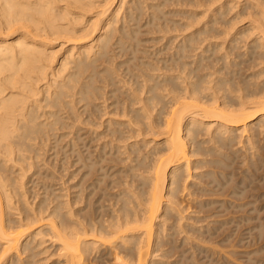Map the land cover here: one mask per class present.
<instances>
[{"label": "bare ground", "instance_id": "bare-ground-1", "mask_svg": "<svg viewBox=\"0 0 264 264\" xmlns=\"http://www.w3.org/2000/svg\"><path fill=\"white\" fill-rule=\"evenodd\" d=\"M217 2L0 0V264H236L252 220L264 241V0Z\"/></svg>", "mask_w": 264, "mask_h": 264}, {"label": "rangeland", "instance_id": "rangeland-1", "mask_svg": "<svg viewBox=\"0 0 264 264\" xmlns=\"http://www.w3.org/2000/svg\"><path fill=\"white\" fill-rule=\"evenodd\" d=\"M172 1H173V0H172ZM223 1H224V0H220V2H223ZM220 2H219V3H220ZM169 3H170V5H171V7H172V8L174 7L175 9H174V8L172 9V8H170V7L168 6L169 8L167 7V8H166L167 10H169V9L171 10V9H172V10L174 11V10H176V9H179L178 7L181 8L180 5H179V6L177 5L178 7H177V6L175 7L176 2H175V3H174V2H169ZM172 3H173V4H172ZM219 3L217 2V4H219ZM174 4H175V5H174ZM217 4H215V5H217ZM182 6H183L182 8H185L184 5H182ZM186 7H187L186 9H189V8H190V6H186ZM170 10H169V11H170ZM172 10H171V11H172ZM198 10L200 11L201 8L198 9ZM235 10H237V11L240 10V7L234 9V11H233L234 13L236 12ZM233 12L231 11V14H230V15H229V13H228V14L226 15L227 18H228V17H232V16L234 15ZM232 13H233V14H232ZM210 14H211V13H210ZM207 15H209V12H208ZM228 15H229V16H228ZM178 16H179V15H174L173 17H172V16H171V17H172V18L177 17V18H175V19H176V20H180L182 17L179 16V17H181V18H179ZM199 17H200V20H201V18H202L201 15L198 16V20H199ZM178 18H179V19H178ZM205 18L207 19V17H205ZM205 18H204V21L206 20ZM245 18L247 19V17H244V19H245ZM202 19H203V18H202ZM246 19H245L244 21H243V19H242L241 22H240V24H237V25L235 26V28H236V29H238V28L242 29L243 27L248 26V25H249V19H247V20H246ZM184 20H186V19L184 18ZM184 20H182V21H184ZM198 20H197V21L195 20L196 22L194 21V22H195V24H193L194 26L197 25L196 23H198V22H199V25H200V22H201V25H200V26H202V24L204 23L203 20H202V21H200V20L198 21ZM186 21H187V20H186ZM242 21H243V22H242ZM194 22H193V23H194ZM238 23H239V22H238ZM241 23H242V24H241ZM199 25H197V27L195 26V28L200 27ZM242 25H244V26H242ZM192 27H193V26H192ZM195 28H194V27H193V28L190 27L189 30H182V32H181V31H178V34H179V36H180V34H181V36H183L185 33L188 34V33L191 32V31H190L191 29L194 30ZM236 29H234V30H233V29L230 30L231 33L234 32ZM173 31H174V32H173ZM183 31H184V32L186 31V32L184 33ZM171 32H172V33H171ZM161 33L163 34V36L165 35L164 32H161ZM175 33H177V31H175V30H172V31L166 33V34L169 36V38H168L167 35L164 36V38L167 39V40H166V39H164L163 37H161L162 39L159 37L160 32H156V34H155V33H147V32H145L146 35H145V34L142 35L143 38H144V40H145V38H146L147 36H149V37H147V38H150V39L148 40V39L146 38L148 41H146V40H145V41L142 40V42L144 41L142 47H145V49H147L148 52H152V51H154L155 49L160 48V46L163 47V46H164V43L167 44L168 42H174V41H175V43H177V42H179L180 40L178 39L179 36H177L178 38L176 37V35H178V34H175ZM154 34H155V35H154ZM158 34H159V35H158ZM162 34H161V36H162ZM182 34H183V35H182ZM151 35H152V36H151ZM153 36H154V38H153L154 40L151 38V37H153ZM181 36H180V37H181ZM171 37H173V38H171ZM222 37H223L222 39H224V36H223V35H222ZM225 37H227V36H225ZM229 37H230V38H229ZM231 37H232V34L228 36V39H227L228 41H223V40H221V39H217V38H216V39H215V38H213V39L210 38V39H211V42H215V41H218V42H221V43L223 42V43L225 44L224 47H223V49H224L225 52H226V48H228L229 45H230V44H229V43H230L229 40L231 41ZM218 38H221V37H218ZM247 38H248V40L246 39L247 42H249V41L252 39L251 37H250L251 39H250L249 37H247ZM155 39H157V40H155ZM168 39H169V40H168ZM170 39H171V40H170ZM180 39L182 40L183 37H181ZM225 39H226V38H225ZM249 39H250V40H249ZM159 40H160V41H159ZM212 40H213V41H212ZM162 41H163V43L161 44ZM167 41H168V42H167ZM176 41H177V42H176ZM208 41H209V40H208ZM208 41L205 43L206 45H207V43H209ZM158 42H160V43L158 44ZM166 42H167V43H166ZM225 42H226V43H225ZM244 42H245V41H244ZM146 43H147V44H146ZM227 43H228V44H227ZM152 44H153L154 46H152ZM144 45H145V46H144ZM159 45H160V46H159ZM206 45H204V46H206ZM158 46H159V47H158ZM172 46H173V45H172ZM226 46H227V47H226ZM157 47H158V48H157ZM225 47H226V48H225ZM245 47H246V46H245ZM245 47L243 46V48H245ZM204 48H205V47L202 46V49H204ZM218 48H219V49H218ZM218 48H216V51H217V52H216V55H219V53H222V54H223V51H224V50L221 49L220 46H219ZM243 48H240V49L236 50V52H239V51H240V53H241V52L245 51V49H243ZM152 49H153V50H152ZM172 49H173V48H172ZM172 49H171L170 53L174 50V49H173V50H172ZM202 49H201V50H202ZM220 49H221V50H220ZM228 49H230V48H228ZM222 50H223V51H222ZM198 51H200V49H198ZM219 51H220V52H219ZM218 52H219V53H218ZM232 56L234 57L235 55H232ZM105 117H107V115H106ZM114 118H115V117H114ZM102 129H103V127H102ZM102 129H101V130H102ZM101 130H100V131H101ZM143 137H144V136H139L138 138L141 139V138H143ZM146 137H147V138H151L152 136H151V135H149V136L147 135ZM136 138H137V137H136ZM136 138L134 137V139H133L132 141H131V140H128L127 142H129V143H130V142L133 143L134 140L136 141ZM130 139H131V138H130ZM99 140H100V142L97 143L96 141H99ZM99 140L94 139V140L92 141L91 146H92V149H93V150L96 149V148H95V147H96V145H95L96 143H97V144H100V143L103 142V139H102V138L99 139ZM123 144H125V143H123ZM123 144H122V145H123ZM123 157H124V156H123ZM122 164H123V163L121 162V163L119 164V166H123ZM31 172H33V170H32ZM28 174H29V175H28ZM28 174H27V175H28L30 178H29L28 176H26L27 181H29L30 179H31V180H35L36 182H38V183L35 182L36 185L39 184V182H41V180H42V181H45V180H43V178H42L43 176H41L42 179H41V178L38 179L37 177H40V176H35V175H34V177H33V175H32L30 172H29ZM66 174H67V173H66ZM31 175H32V176H31ZM55 175H56V177H59V176H57V175H60V174H55ZM68 176H69L68 174H67L66 176H64L65 178H63V180H61V179H59V178L53 180V179H52L53 177H52V178H50V179L52 180L51 182L49 181L48 178H47V179H48V182L51 183V184H52L53 182H55L56 180H58V182L56 181L57 183L55 182L54 184H52V185H55L54 187H56V186L58 185L57 188H56V189H58L59 187H61V186H60V181H59V180H61V182H62V181H64V180H66V179L68 178ZM32 177H33L34 179H33ZM66 177H67V178H66ZM26 178H25V181H26ZM36 179H37L38 181H37ZM40 179H41V180H40ZM45 179H46V178H45ZM47 179H46V182H47ZM39 180H40V181H39ZM27 181H26V182H27ZM66 181H67V180H66ZM69 181H70V180H69ZM48 182H47V183H48ZM70 182H71V181H70ZM58 183H59V184H58ZM62 183H63V182H62ZM66 183H68V181H67ZM27 184H28V183H27ZM30 184H32V185H30ZM30 184H29L30 186H29V185H28V186H29V188L31 189V186H32V188H33V187H34V186H33L34 184L32 183V181H31ZM51 184H50V185H51ZM36 185H35L34 190H35L36 187H37ZM61 185H63V184H61ZM41 186H42V184H40V185L38 186V188H39V187L41 188ZM63 187H64V185H63ZM63 187H62V189H63ZM40 188H39V190H40ZM30 189H29V190H30ZM31 190H33V189H31ZM31 190H30L29 193H27V194H29V195H27V198H28V196L30 197V195H31L30 193H32ZM37 190H38V189H36L35 192H36ZM39 190H38V191H39ZM41 190H42V189H41ZM58 190H60V189H58ZM58 190H57V191H58ZM64 191H65V189H64ZM33 192H34V191H33ZM35 192L33 193L32 197H31L30 199L28 198V200H32V198H33L34 195L36 194ZM39 192H41V191H39ZM254 221H255V220H252L251 222H245L246 224H245V223H242V224H244V225H242L241 223L238 225V224H235L234 222H231V223H229V224L223 226L224 229L221 228V231H220V229L217 230V231H220V232H216V233H215V236H217L219 233H221V232L224 231V230H228V231L233 230V231H234L235 229H233V228L235 227V225H238V226H239V227L236 226V227H238V228H237V231L233 232V233H235V234H234L235 236L233 235L232 238L236 237L237 234H238V232H242V233L244 234L243 237L245 236L244 238H245V240L248 241V242L246 243V241H243V242L240 244L239 248L237 249L238 252H239V249H240L241 252H239V253L237 252L238 254H235V255H232V256H235V258L233 257L234 261H235V259H236L237 257L239 258V256H240V257L242 256L241 258H243V257L245 256L243 259H244V260H247V261L244 262L243 259L239 258V263H237V261H238V260H237V261H235L236 264H246V263H247V264H257V262L260 261V260H259L260 258H261L260 264H264V263H263V262H264V260H263V259H264V250H262V252L256 253V255H255V252L252 251L254 248L256 249V246L262 244L264 241H263V242L257 241V240H255L254 238H252V236H250V238H249V237H248V232H249V231H248V229H247L248 227H245V226H251L252 223H254ZM202 222H204V220L201 221L200 223H202ZM197 224H198V226H201V225H202V226L204 227L205 224L207 225V222H205V223H203V224H201V225H199V223H197ZM249 224H250V225H249ZM206 225H205V226H206ZM211 225H219V224L213 222V223H211ZM211 225H210V226H211ZM229 225H230V226H229ZM232 225H233V226H232ZM231 227H233V228L231 229ZM242 227H243V228H242ZM225 228H230V229H225ZM244 228H245L246 230H245ZM201 229H202V228H201ZM222 229H223V230H222ZM206 230H207V229H205V227H204L203 231H206ZM243 230H244V232H243ZM246 231H247V232H246ZM245 232H246L247 234H245ZM246 236H247V237H246ZM232 238H231V239H232ZM246 238H247V239H246ZM248 238H249V239H248ZM251 238H252L253 240H251V242H249ZM251 243H252V244H251ZM258 243H259V244H258ZM48 244H49V242H48ZM263 244H264V243H263ZM255 245H256V246H255ZM248 246H249L250 250H249ZM243 247H244L245 249H244ZM252 247H253V249H252ZM247 248H248V251H249V252L252 251L251 254H249V252L247 251ZM51 249H52V248H51ZM241 249H242V250H241ZM251 249H252V250H251ZM255 249H254V250H255ZM52 250H53V249H52ZM52 250H51V251H52ZM245 251H246V252H245ZM242 252H243V253H242ZM247 252H248L247 255L244 254V253H247ZM197 254H199V253L197 252L196 255H197ZM205 254H206V253L200 252V254H199L198 256H196L195 259H197V257H199V259L201 258L203 261L200 259V260H199L200 262H198V261L195 262V259L193 258V259H194L193 261L195 262V263H193V264H196V263H198V264H206V263H207V260H208V261L211 260L208 264H210V263L212 264V257H213V256H214V257H213V259H214V260H213V261H214L213 263H215V264H219V263H218V262H219V259H220V260L222 259V260L220 261L221 263H222L223 260H224V264L227 263V262L229 263V261L226 262V259H227V258L225 257V254L222 253V251H220L219 253H216L217 255H216V254H215V255L212 254L211 256H209L210 259L208 258L207 260H205V259L207 258V257H206V258L204 257ZM257 254H258V255H257ZM43 255H44V257L52 256V257H50L51 259H50V258H49V259L47 258V259H48V262L46 261L47 264H53V263H54V264H59V263H57V260H58L57 257H58V256L55 255V256L53 257L54 254L51 255L50 252H49V254H48V253H47V254H42V256H43ZM45 255H46V256H45ZM176 255H177V254H175V256H176ZM218 255H219V256H218ZM221 255H222V256H221ZM249 255H250V257H252V255H253V257H252L253 260L247 257V256H249ZM42 256H41V258H42ZM194 256H195V255H194ZM202 256H203V257H202ZM220 256H221V257H220ZM236 256H237V257H236ZM259 256H260V258H258ZM172 257H174V256H172ZM178 257H179V258H178ZM215 257L218 258V259H216ZM224 257H225V258H224ZM246 257H247V258H246ZM255 257H256V258H255ZM262 257H263V258H262ZM174 258L176 259V257H174ZM231 258H232V257H231ZM238 258H237V259H238ZM245 258H246V259H245ZM254 258H255V259H254ZM47 259H45V260H47ZM56 259H57V260H56ZM175 259L171 258V260H170V259H169V260H170L172 263H173V262L176 263L177 260H178V261L180 260V256H177V259H176V260H175ZM240 259H241V262H242V263L240 262ZM248 259H250V260H248ZM45 260H42V261H45ZM49 260H50V261H49ZM173 260H174V261H173ZM42 261H40V262H42ZM204 261H205V263H204ZM256 261H257V262H256ZM40 262H39V263H40ZM55 262H56V263H55ZM202 262H203V263H202ZM243 262H244V263H243ZM39 263L37 262V264H39ZM42 263H43V262H42ZM44 263H45V262H44ZM228 263H227V264H228ZM40 264H41V263H40ZM180 264H181V263H180ZM184 264H185V263H184ZM186 264H189V263H186ZM222 264H223V263H222ZM229 264H233V263H229ZM258 264H259V262H258Z\"/></svg>", "mask_w": 264, "mask_h": 264}]
</instances>
